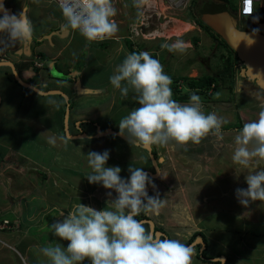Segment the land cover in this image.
<instances>
[{"label": "crops", "instance_id": "0c3cea01", "mask_svg": "<svg viewBox=\"0 0 264 264\" xmlns=\"http://www.w3.org/2000/svg\"><path fill=\"white\" fill-rule=\"evenodd\" d=\"M0 3L4 5L10 14L19 13L23 10L32 25V35L26 42H12L6 36H0V62L12 64L21 82L34 87L36 90H41L40 92L56 91L64 96L63 99L59 95L52 94L53 96L48 98V101L52 103L48 107L54 111L53 117L50 119V122L39 124L40 127L37 130L41 138H45V144L49 147L53 146L54 148H57L61 144H65L66 146L71 145L67 148V153L71 151L75 152L78 148L81 150H99L100 148H98V145L100 141L105 139L106 136H109V134L100 136L97 131L105 133L109 130H115V132L119 133V131L116 130L117 124L114 122L115 120H109L106 116L102 115H110L115 108L126 107L128 102L125 98H119L120 105H116L121 92L113 88L110 82L102 84V87L98 88V86H95V82L93 85L84 81L83 77L92 72L95 74L94 77L100 78L102 73L104 74L105 69H107L109 75L112 76L117 66H119L126 55L130 53V49L136 52L134 51L136 48L139 52H143L139 48L140 45H138L139 35L129 33L128 24L126 26L117 24L118 31L111 38L99 43L88 42L95 45L98 44L99 47L104 46L105 51L101 52L95 49L97 46H88L86 42L80 41L82 36L78 32L66 28L61 10L54 6L51 7L50 5L52 4L48 3L47 0H0ZM148 8L154 7L148 5ZM2 15L3 13L0 12V16ZM119 28L121 32H119ZM191 29L192 26L189 30ZM149 36L153 37L152 34ZM134 40H137V42H134ZM106 50L111 51V53H106ZM146 52L154 59L156 58L154 55L155 53L152 54L150 51ZM111 57H114L113 62L110 61ZM31 62H34L36 65L31 64ZM74 69H78V71L81 70V72L78 74L75 73L73 79H70L67 75ZM76 79L79 80V83L73 82ZM8 83L9 86L15 88L17 86L21 87L12 78L10 68L7 66H0V106L3 99L1 91L5 90L3 86ZM98 83L100 82L98 81ZM27 91L35 93L29 89H27ZM208 94H210V91H208L207 95ZM54 96H58V98ZM105 96H109L108 101L100 100L101 97ZM31 99H33V97H31ZM91 100H93L94 103L79 107V104ZM185 103L188 102L181 104ZM201 103L204 102L201 101ZM86 106L88 108H86ZM66 109L65 132L64 116ZM211 113H215V110ZM218 118H220L219 115ZM101 119L105 120L100 121ZM39 122H44V119ZM239 123H241L240 119ZM222 128L224 129L225 126H222ZM227 130H221V132H225V134L220 133L219 136L210 134L208 137L202 139L199 146L196 147L187 145L185 148L174 142H170L166 146L153 145L150 148V154L156 162V167L160 175L157 174L156 177L149 175L156 185V188L153 189L151 186H148L147 191L149 196H155L158 192L159 198H164L163 202L166 205L165 212L169 213V211L173 209L172 204H177L178 202L176 191L174 192L172 187H170L171 184L169 179H172L174 181L173 185L177 186L178 194L181 197L180 201L183 205V212L190 222H193L194 216L200 213L206 217L211 216L210 211H219L218 213L221 216L214 219L216 221H218V218L224 217V215H227L226 220L232 219V222H229L231 224L230 227H226V225L218 228L221 230L222 236L227 237V240L218 241H220L222 245L228 242H231V245L236 243V248L233 250L226 245L218 250L212 246V243L216 242L218 239L214 231L217 227L214 229L210 225L204 229L196 228L195 230H191L190 228L188 230L185 242H187L193 234L202 235L203 241H205V245H203L204 249L206 252L207 249H209L207 252L209 258H224L225 264H264V207L258 206V201H256L250 203V205L245 208L236 199L235 190L242 186V182L236 179V173L233 175L234 169L238 168V166L234 164L231 166L233 168L232 170L230 164L233 163L231 158L234 150L233 143L238 132H233L231 134ZM80 135L83 137H78ZM121 141L126 142L124 140ZM77 142H80V145H78ZM4 144V142L0 141V146L5 147L7 150L8 147L4 146ZM228 144H230L229 148H225V145ZM132 146L134 148H128L125 144L117 145L120 149H118V152L112 157L113 160L109 162L113 163L115 161V166H118L119 162L123 163V160L127 165L135 164L136 162L139 165L135 168H143L148 174H154V170L150 165L148 153H141L137 150L139 152L137 157L132 156L131 153L136 151L135 147H139L136 145L134 146V144ZM206 146H211V150L214 148L216 152L210 150L208 153V151L205 150ZM107 149L106 146L104 151ZM108 151L110 152V150ZM76 154H78V152ZM2 156V160L6 161L9 159L8 157L5 158L6 155ZM13 156L26 159L29 164L27 166L28 170L33 168V163L29 162L30 157L23 155L21 151L14 150ZM119 159L121 160L119 161ZM45 160L46 159L41 163L44 167L40 165L42 175L39 176L35 172H32V174L29 173L27 177H21L24 179V184L20 185H13V180L9 181L11 193L13 196L16 194L15 196H17L19 200H9L5 204L0 205H4V212L9 208L12 209L13 211L11 214L15 220V222L8 220L11 222L10 224H12L9 229L0 230V264H15L16 255L14 254V245L19 246L26 254L31 252V247H33L35 251H40L41 248L50 245L48 239L50 238V233L46 232L44 235L41 234L39 240L36 239V237L29 238L28 236V231L32 227H35L40 233L47 230L52 219L48 214L43 213L47 210L45 206L40 208L39 213H35L37 209L35 211L34 209L30 211V206H28L29 203L37 199L41 201L46 199L48 195H42L43 190L41 191L40 187L44 186V183L48 182V180L56 185L54 182L55 178H59L58 174L56 175L54 173V170H48L47 164H44ZM145 163H147V165H144ZM121 169V177L127 179L130 176L127 166ZM13 170L16 171L15 162ZM217 170L222 172L221 176L216 173ZM55 172L60 173L58 170H55ZM15 175L16 174L13 176L14 178ZM244 175L245 174H241L240 177L244 178ZM197 176H200V180ZM225 176L229 178L227 179ZM207 179L209 180L207 181ZM194 183L202 186L199 189L196 188L194 191V195L198 194V196H202L201 200L199 198V201L190 200V197L187 198L189 193H182L191 191ZM24 186L30 189L24 191ZM37 188L39 190H37ZM83 191L84 192L78 195L79 199L76 198V200H78L76 204L81 202L97 210L104 209L106 202L109 199H115L117 196L114 191L105 188L101 190L99 187H91ZM109 191H112L111 198L107 195ZM183 194L186 195L184 198ZM24 196L29 197V199H23ZM68 198L66 202L70 204L72 197ZM7 203H10L9 206L6 205ZM18 203L20 204L19 208H11ZM3 211L0 210L2 213ZM59 214L60 216L54 217L55 221L63 219L61 215L62 212ZM64 215L67 214L64 213ZM141 215H143V218H139V221H141L140 219L149 221L152 216L154 217V222L150 220L153 224V234L158 230L162 235L156 233L161 238H173L174 228H176L178 224L172 225L170 222H167L163 209L160 210L158 215L144 212H141ZM1 218L7 220V217ZM143 225L149 231V226L147 224ZM20 228L23 229L22 233V229ZM167 228H171L169 229L171 230L169 233L166 232L168 230ZM43 237L45 240L42 241ZM67 243L68 241H64L62 245L66 247ZM55 244L57 245L58 241ZM210 245L211 247L208 248ZM34 255H38L37 257H44L42 253L37 255L34 253ZM43 261L40 260L39 263L43 264ZM201 261L202 264H216L210 259H208L207 262L204 260ZM217 263L219 264V262ZM84 264H90V262L85 260Z\"/></svg>", "mask_w": 264, "mask_h": 264}, {"label": "clouds", "instance_id": "9594fccd", "mask_svg": "<svg viewBox=\"0 0 264 264\" xmlns=\"http://www.w3.org/2000/svg\"><path fill=\"white\" fill-rule=\"evenodd\" d=\"M114 2L58 0L66 28L78 32L87 42L103 41L116 34L118 26L112 19L117 11ZM144 2L136 0L137 6ZM0 12L3 13L0 16V36H6L12 42L30 39L32 25L23 10L10 14L0 3ZM232 15L237 18L235 13ZM252 19L259 21L258 16ZM259 31V28L253 29V32ZM161 47L183 52L186 44L178 39ZM134 51L137 53L127 54L109 78L121 95L127 96L130 90L136 94L139 107L133 108L118 124L119 134L129 144L150 149L153 145L166 146L174 142L186 148L190 142L201 143L210 134L220 135L222 120L215 113L205 114L198 95L193 93L188 103H178L173 99L170 87L173 81L164 72L160 61L146 51L139 52L136 48ZM179 83L174 84L178 91ZM190 91L186 89V92ZM109 156L108 150L87 154L91 168L87 180L114 191L116 198L109 199L102 210L80 202L68 210L67 215L62 213L63 219L52 223L50 228L55 237L68 241V244L66 247L57 244L41 248L47 264H84L85 260L90 264H192L194 253L191 247L177 239L153 234L135 218L141 212L158 215L163 206L158 192L155 196L148 194V186L156 188L149 174L143 168L129 166L130 176L122 178L119 166L106 167ZM232 161L238 166L234 169L236 179L245 174L247 184V188L235 190L237 201L245 208L252 202L264 203V110L258 119L244 123L235 136ZM112 191L107 193L109 198ZM2 220L6 219H0V223ZM215 259L225 264L224 258Z\"/></svg>", "mask_w": 264, "mask_h": 264}, {"label": "rangeland", "instance_id": "374dc122", "mask_svg": "<svg viewBox=\"0 0 264 264\" xmlns=\"http://www.w3.org/2000/svg\"><path fill=\"white\" fill-rule=\"evenodd\" d=\"M113 6L116 8V15L112 19L115 21L116 24L120 26H126L128 24L132 25L138 21L137 24L142 22V20H146L149 23V26L146 28H142V33L145 34V37L139 36L138 39V45L141 51H156L155 59H158L160 63L163 65L164 72L169 75L173 81L171 86L175 83H179L180 90L179 94H182L186 92V86L182 81H177L178 78H196L202 75H209L214 77V88H210V94L207 96L208 91L204 92L202 91L200 94H197L199 92H195L196 95H198L204 103L202 106V110L205 112V114L211 113L213 110H215V114L220 116L222 120V126H225V128L232 129L227 130L223 129L221 126V130H227L231 134L233 132H239V130H236L239 127V119L241 121V125H243L246 122H250L253 120L258 119L259 114L262 110H264V91L259 89L256 85H253L251 82L247 81V79L241 78L237 76H229L227 75L226 71H224V61L227 54L225 51H228L225 49V51H222L218 46H216V43L208 36L209 32L203 29H197V25L195 26L193 23L199 20V9L202 8L203 3H207L214 0H195L193 4H191V0H182L184 2L183 5L179 6L177 9L168 8V4L166 0H154L156 5L154 8H147L149 5L148 2L150 0H145V2L137 6L136 0H114ZM227 2V8L235 7V2L237 0H225ZM162 5L164 8L163 10H160V6ZM264 4V0H260L258 4L254 5V14L253 16H258L260 14V6ZM53 7L54 5H50ZM55 7V6H54ZM258 7V8H257ZM264 11V10H263ZM151 16V17H149ZM252 16V17H253ZM251 17V18H252ZM144 18V19H143ZM178 19L182 22L189 23V25L192 26V29L181 34L178 37L169 36V29L172 27V23L169 22L165 24L166 22L170 21L171 19ZM249 20V18H248ZM164 26V29L163 28ZM127 28V29H128ZM167 28V29H166ZM150 31V35L158 32L159 34L162 33L161 37H150L146 33ZM119 32H121V29L119 28ZM165 34V35H164ZM168 35V36H167ZM164 37V38H163ZM192 38H194L198 43L192 44ZM82 39V40H81ZM80 41H84L88 44V46H97L95 49L99 50L101 52L105 51L104 46H100L98 44H91L85 41L83 37H81ZM183 40L186 44V48L183 52L180 51H169L166 48H162V44H172L176 40ZM134 42H137V40H134ZM70 50V49H69ZM106 53H111V51L106 50ZM63 61V60H62ZM83 61V60H82ZM110 61H114V57L110 58ZM83 63V62H82ZM81 72L78 71V69L72 70V72H69L70 79H73L75 73ZM91 73V74H90ZM86 74L83 79L86 82H89L95 86H98V88L102 87V84L110 82L109 78L111 75H109V72L107 69H105L104 74L99 77H94L95 74L90 72ZM108 74V75H107ZM98 81L100 83H98ZM73 82L79 83V80L76 79ZM233 83V84H232ZM170 86V87H171ZM5 90L1 91L2 95V103L0 106V141L4 142L7 146V150L5 147L0 146V205L5 204L7 201H18L17 196H13L9 189V181L13 180L14 184H24V179L21 177H27L29 173L32 174V172H35L37 175L41 174L40 165L44 167L43 160H45L44 164H47L48 170H54V173L59 178H55L56 185L52 184L51 182H45L44 186L40 187L41 191L43 190L42 195H48L46 199L43 201L36 200L32 203H29L28 206H30V211L34 209V211L37 209V212H40V208L42 206H45L47 210L43 212L44 214H48L52 219L50 224L48 225V229L42 231V233L38 232L35 227H32L28 231L29 238L36 237V239H40V235L44 233H50V245L48 246H56V242L58 241V244L62 245V242L64 241L59 240L58 237H55L53 235V230L50 228V225L54 222L55 216H60L59 213H66L70 210L73 205L76 204V202L79 199V194L84 192L83 190H88L91 187L97 188L103 190L104 187L100 184H90L87 180V176L91 173V168L88 166V160H87V154L90 151L94 150H81L78 148L77 150L71 151L70 153H67V148L70 147L66 146L65 144H61L57 148H54L53 146L49 147L45 144V138H41V135L37 132L40 125L43 123L50 122V119L53 117V112L50 107H48L51 102L48 101L49 97H52L53 95H45L42 96L40 94L31 93L28 92L26 88L21 87H13L9 86V83L7 85L3 86ZM41 91V90H40ZM33 97V99H31ZM55 97V96H54ZM55 98H58L56 96ZM119 98H125L127 100V106L124 108H115V110L110 115L103 114L102 116H106L109 120H115L114 122L117 124L116 130L119 131V121L128 115V113L133 109L138 107V103L136 100V94L133 91H129V94L127 96L120 95L117 99L116 105H120ZM100 100H109V96L101 97ZM189 102V99L187 100ZM94 103L93 100L81 103L80 106H84L85 104H91ZM117 106V107H118ZM86 108H88L86 106ZM118 109V110H117ZM44 119V122H39L40 120ZM105 120V119H104ZM100 120V121H104ZM40 124V125H39ZM50 124V123H49ZM224 124V125H223ZM36 129V131H35ZM115 131V130H114ZM221 134H225V132H220ZM67 136V135H66ZM224 139L223 137H221ZM227 141V140H225ZM44 142V143H43ZM232 142V141H231ZM230 142V144H231ZM78 145H80V142H77ZM126 145L128 148L133 147L131 144L127 142H123L119 140L118 138L114 137L113 135L106 136L105 139H102L100 141V144L98 145L99 150L95 152H104V149L110 150L109 154V160L107 161L106 167H112L116 164L113 162H109L113 160V156L118 152L117 145ZM129 144V145H128ZM225 145V148L229 145ZM109 145V146H108ZM131 145V146H130ZM31 146V148H30ZM135 146V145H134ZM188 146L196 147L199 146V144H192L191 142L188 144ZM81 147V146H79ZM201 147V145H200ZM134 148V147H133ZM136 151L131 153L132 156H136L141 153H145L146 150L141 149L142 147H135ZM234 148V143H233ZM15 151H21L23 155H27L30 157V161L33 163V168L28 170L27 166L29 165L26 159L22 158H16L13 156V152ZM139 152H138V151ZM205 150L209 151L211 150V146H206ZM213 152L214 148L211 150ZM78 152V154H76ZM8 153V155H7ZM2 155H6L5 158H9L8 160H2ZM21 155V154H19ZM227 156V155H226ZM123 157V156H121ZM232 158V157H231ZM34 159V160H33ZM39 160V161H38ZM121 159H119L120 161ZM158 160V159H157ZM156 160V161H157ZM4 161V162H3ZM14 162L16 164V171L13 170L14 168ZM72 163V165H71ZM229 165V163L227 162ZM39 165V166H38ZM50 165V166H48ZM138 163L135 162V164H125L124 160L123 163L119 162L118 166L120 168H124L127 166H132L135 168ZM144 165H147L145 163ZM151 167L152 164L150 162ZM149 165V166H150ZM158 165V164H157ZM221 165V164H220ZM234 163L230 164V167L233 166ZM20 166H26V167H20ZM8 168V169H7ZM232 168V167H231ZM55 170L60 171L55 172ZM233 170V168H232ZM16 172V173H15ZM52 173V172H51ZM216 173L221 176L222 172L220 170H217ZM235 171H233L234 175ZM15 175V178L13 177ZM46 175V171H45ZM228 176V175H227ZM225 176V177H227ZM236 176V174H235ZM14 178V179H13ZM197 178L200 180V176H197ZM229 177H227L228 179ZM37 180V179H36ZM40 180V179H38ZM63 180V181H62ZM209 179H207L208 181ZM239 181L242 182V186L240 188H247V184L243 177L239 178ZM169 182L171 184L170 187H172V190L176 193V197L178 198L177 204H172L173 209L169 211V213L165 212V203L163 202V206L161 209L164 211V216L166 215V221L170 222L172 225H176L177 227L174 228L173 231V238L170 239H177L181 241L182 243H185L187 238V232L191 228V230H195L196 228H207L208 226H212L215 230V233L217 234L218 239L216 242L212 243V246L215 249H221L222 246H227L230 249L236 248V243L231 245V242L226 243L225 245L220 244V241L218 240H227V237H223L221 230L218 228L221 226L230 227L231 224L229 222H232V219L226 220L227 215L222 216L221 218H218V221L214 220L217 219V217H220L219 211H210L211 216H204L201 213L194 216L193 222H190L185 213L183 212V205L181 203V197L178 194V189L176 185H173L174 181L172 179H169ZM239 182V183H240ZM173 185V186H172ZM202 187L199 184L194 183L191 191H186L182 193H189L187 198H191L190 200L199 201V198L201 200L202 196L194 195V191L196 188ZM24 191L29 190V187L24 186ZM37 190H39L37 188ZM183 194V198H184ZM68 197H72L70 204L66 202V199H69ZM25 200H28L29 197H25ZM164 201V198L161 197ZM10 203H7L6 205L9 206ZM19 203L16 206H12L11 208L17 209L19 208ZM3 206H0V210L3 211ZM258 206L264 207V204L260 203L258 201ZM12 209L6 210V212L3 211L0 212V219L1 217H7V220L15 222L13 219ZM2 213V215H1ZM196 214V213H195ZM218 214V215H217ZM227 214V213H225ZM140 215V214H139ZM139 215L137 218H140ZM216 215V216H215ZM143 216V215H142ZM142 220V219H140ZM152 222H154V217L152 216L150 218ZM149 220V221H150ZM49 221V220H48ZM214 223V224H213ZM25 227V225H24ZM22 229V228H20ZM166 231L169 233L171 228H167ZM218 230V231H217ZM23 232V229L21 230V233ZM158 230L155 231V235H157ZM18 233V231H17ZM161 234V233H160ZM45 240V238H42V241ZM193 242L189 243L187 246H191ZM68 244V243H67ZM66 244V246H67ZM211 245L208 247L210 248ZM193 249V258L192 263L193 264H202V259L198 258L201 257L200 252V246L194 245L191 246ZM14 254L16 255L15 264H40V260L43 261V264H47V258L44 257H37V254H40L41 251H35L33 247H31V252L28 254L24 253L23 250L19 247L14 245ZM209 249H207V252ZM204 251V261H208V259L213 260L215 258H208V253ZM34 253L37 255L35 256ZM226 255V253H225ZM219 264H222L221 261L218 259ZM216 263V262H213Z\"/></svg>", "mask_w": 264, "mask_h": 264}, {"label": "water", "instance_id": "95a60500", "mask_svg": "<svg viewBox=\"0 0 264 264\" xmlns=\"http://www.w3.org/2000/svg\"><path fill=\"white\" fill-rule=\"evenodd\" d=\"M259 21L256 22L255 26H248L242 20V27L238 28L237 19L232 14H230L226 8L222 7L220 9H212L209 11L207 17L203 20V23L208 26V28L217 35L225 45L235 53L237 59L243 66L240 71V75L247 80L253 81L254 84L261 90H264V11L260 10L258 15ZM254 28H259V32H253ZM0 66H7L10 68L11 74L15 82L26 89L32 90L33 92L40 95H59L64 99V96L56 91L40 92L34 87L27 85L18 78L16 72L14 71L12 64L8 62H0ZM66 113L64 116V130L66 132ZM100 136L103 135H113L121 140H126L118 132L109 130L105 133L97 131ZM68 137V136H67ZM75 137V136H74ZM77 137V136H76ZM83 137V136H78ZM144 149V148H143ZM148 153L149 160L152 164L154 174H149L152 177H156L158 174L156 162L154 161L152 155L150 154V149H144ZM159 161V160H158ZM143 224L149 226V231L152 232L153 224L148 220H141ZM162 235V234H160ZM199 245L200 252L204 249L203 243L200 239H195L191 246ZM189 246V247H191ZM220 260V259H219ZM214 262H219L218 259L211 260ZM221 261V260H220ZM222 263V261H221Z\"/></svg>", "mask_w": 264, "mask_h": 264}, {"label": "trees", "instance_id": "16d2710c", "mask_svg": "<svg viewBox=\"0 0 264 264\" xmlns=\"http://www.w3.org/2000/svg\"><path fill=\"white\" fill-rule=\"evenodd\" d=\"M195 2V0H191V4H193ZM226 8V10L230 13V14H234L235 13V7H230L229 9L227 8V2L225 0H214V1H210L207 3H203L202 8L199 9V20L197 19V21H195V24L200 28V29H205L207 30L209 33V37L217 44H221L222 47L226 50H228L230 52V54L233 56V59H225L224 61V71H226L227 75L233 77V76H237L240 77V69L242 68V65L238 64L239 60L237 59L236 55L225 45V43L217 36L215 35L209 28L208 26H206L203 23V20L207 17L208 13L210 10H214V9H220V8ZM251 19V18H250ZM249 19V20H250ZM241 20H248V18H242ZM203 27V28H202ZM192 44H196V40L193 38L192 39ZM167 49V48H166ZM133 51H131L130 49V53H132ZM240 67V68H239ZM243 79H245L244 77H241ZM177 81H182L184 83V85L186 86V89L191 90L192 92H184L182 94H179V91L176 90L175 85L173 84V86H171L172 92H173V99H175L178 103H183V102H188L187 100L190 98V96L195 93V92H199L197 94H200L202 91L206 92L210 89L211 85H214V77L209 76V75H202L196 78H178ZM233 84V83H232ZM236 130H240L243 125H240ZM224 129H228V128H224ZM140 218H143V216L139 215ZM137 220L139 218H137V216L135 217ZM196 238H200V240L202 241L203 245H205V241H203V237L202 235L199 234H193L189 240L187 242H185V245H188L189 243L193 242ZM204 251L205 249L202 250V252L200 253V258L202 260H207L204 259ZM199 258V257H198ZM209 258V257H208ZM216 264H218L216 262Z\"/></svg>", "mask_w": 264, "mask_h": 264}, {"label": "built area", "instance_id": "2783aa9c", "mask_svg": "<svg viewBox=\"0 0 264 264\" xmlns=\"http://www.w3.org/2000/svg\"><path fill=\"white\" fill-rule=\"evenodd\" d=\"M168 4V8L177 9L179 6L183 5L184 2L182 0H166ZM260 0H237L235 2V14L237 18L242 17H251L254 14V5L258 4ZM48 3L54 5L55 7L59 8L58 0H47ZM258 8V7H257ZM60 9V8H59ZM264 9V4L260 6V10ZM151 17V16H149ZM144 19V18H143ZM138 21L132 25H129V33L131 34H137L141 37H145V34L142 33L141 29L144 27L146 28L149 26V23L147 19L142 20L139 24H137ZM148 36L150 35V31L146 33ZM109 39V38H107ZM107 39L103 40L106 41ZM103 41L93 42V43H99ZM152 53V52H150ZM10 223L8 220H2L0 223V230L3 229H9Z\"/></svg>", "mask_w": 264, "mask_h": 264}, {"label": "bare ground", "instance_id": "6f19581e", "mask_svg": "<svg viewBox=\"0 0 264 264\" xmlns=\"http://www.w3.org/2000/svg\"><path fill=\"white\" fill-rule=\"evenodd\" d=\"M149 3V5L150 6H152V7H154L156 4V2L154 1V0H150V2H148ZM158 6H160V10L162 9L163 10V6L160 4V5H158ZM169 22H171L172 23V27L169 29V36H168V38L169 37H171V36H175V37H178V36H180L181 34H183V33H185V32H187L189 29H190V27H191V25H189V23H186V22H182V21H180V20H178V19H171L170 21H168V22H166L165 24H167V23H169ZM163 30H165L164 29V26H163V28H162ZM167 29V28H166ZM165 35V34H164ZM152 36L154 37V36H158V37H161L162 36V33L161 34H159L158 32H155V33H153L152 34ZM164 38V37H163Z\"/></svg>", "mask_w": 264, "mask_h": 264}, {"label": "flooded vegetation", "instance_id": "af4514ba", "mask_svg": "<svg viewBox=\"0 0 264 264\" xmlns=\"http://www.w3.org/2000/svg\"><path fill=\"white\" fill-rule=\"evenodd\" d=\"M236 19H237V18H236ZM241 22H242L241 19H237V26H238V28H241V27H242ZM244 23H245L246 25H248V26H255V24H256V22H254L252 18H251L250 20H246ZM216 46H218V48H220L222 51H225V49L222 47L221 44L217 43ZM225 53L227 54V56L225 57V59H233V58H232L233 56L230 54L229 51H225ZM234 54H235V53H234ZM238 64L240 65L241 63L239 62ZM239 68H240V67H239ZM242 68H243V66H242ZM242 68H241V69H242ZM241 69H240V71H241ZM247 81H249V82H251L253 85H255L253 81H250V80H247ZM263 91H264V90H263Z\"/></svg>", "mask_w": 264, "mask_h": 264}]
</instances>
